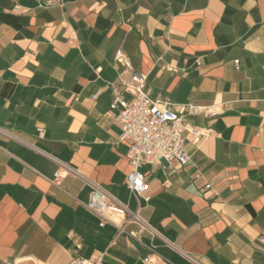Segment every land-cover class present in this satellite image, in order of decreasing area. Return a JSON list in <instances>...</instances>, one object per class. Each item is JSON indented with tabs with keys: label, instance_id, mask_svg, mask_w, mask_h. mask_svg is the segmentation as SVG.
<instances>
[{
	"label": "crops",
	"instance_id": "0c3cea01",
	"mask_svg": "<svg viewBox=\"0 0 264 264\" xmlns=\"http://www.w3.org/2000/svg\"><path fill=\"white\" fill-rule=\"evenodd\" d=\"M133 71L153 100L202 108L189 163L141 169L148 201L108 114ZM88 181L155 234L101 227ZM98 257L264 264V0H0V264Z\"/></svg>",
	"mask_w": 264,
	"mask_h": 264
},
{
	"label": "built area",
	"instance_id": "2783aa9c",
	"mask_svg": "<svg viewBox=\"0 0 264 264\" xmlns=\"http://www.w3.org/2000/svg\"><path fill=\"white\" fill-rule=\"evenodd\" d=\"M116 60L126 65L122 51L116 53ZM111 87L114 100L108 114L120 127L119 141L128 145L129 173L126 185L136 197H144L148 201L149 197L145 196L148 186L141 169L145 165L161 164L164 161L167 163L176 161L180 166L189 163L191 157L185 151V145L187 142L195 141L201 133L199 129L190 128L185 122L186 112L197 115L201 113L202 108L188 106L175 110L168 102L153 100L146 92V77L139 72H132L128 84L118 86L113 83ZM124 94H130L132 99L126 101ZM186 130L190 133L188 137L184 135ZM39 132L43 136L44 131L40 129ZM80 177L85 179L81 175ZM88 182L92 188L88 208L102 218L101 227L111 222L117 227L119 236L126 233V226L137 225L138 230L130 233L136 240L145 231L155 234L138 212L131 211L99 185ZM118 217L122 218L121 221L116 220ZM144 261L147 264L151 263L149 258ZM70 264H102V257L76 258Z\"/></svg>",
	"mask_w": 264,
	"mask_h": 264
}]
</instances>
